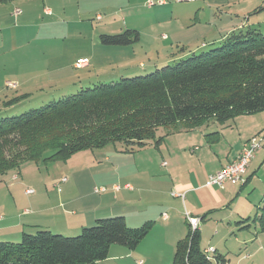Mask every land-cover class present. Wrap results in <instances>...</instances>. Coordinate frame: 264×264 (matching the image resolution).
Wrapping results in <instances>:
<instances>
[{"label": "rangeland", "instance_id": "1", "mask_svg": "<svg viewBox=\"0 0 264 264\" xmlns=\"http://www.w3.org/2000/svg\"><path fill=\"white\" fill-rule=\"evenodd\" d=\"M49 9L56 25H45L43 10L51 14ZM245 26L264 34V0H0V117L57 101L63 89L77 87L78 70L91 61L97 70H87L84 78L118 81L127 72L124 78L145 76L181 54L208 52L217 47L212 42L220 35ZM126 30L137 32L139 40L121 47L99 42L100 35ZM45 51L56 53L48 63L51 70L59 68L55 78L45 71L40 76L37 70L42 60L48 61ZM61 67L69 81L59 76ZM73 92L78 91L69 94ZM11 99L18 102L7 107ZM166 129L160 128L156 141L133 153L110 143L65 159L22 162L0 178V230L11 226L0 231V240L15 232L21 235L13 227L18 222L30 224L24 226L27 235L43 230L63 234L125 212L144 217L131 226L150 222L151 230L127 257L111 258L118 251L113 248L110 259L96 264H169L191 220L194 228L199 226L202 249H217L227 264H264V233L252 222L243 229L238 224L256 215L264 195V111L223 123L212 119L197 128L179 123L171 128L175 132ZM252 138L262 144L249 164L244 187L225 183L223 188H197L203 176L206 181L214 176L217 171H211ZM208 141H214L212 152L199 160ZM168 154L176 159L174 177H165L160 167ZM124 184L130 193L123 191ZM197 214H206L202 223L189 220Z\"/></svg>", "mask_w": 264, "mask_h": 264}, {"label": "trees", "instance_id": "2", "mask_svg": "<svg viewBox=\"0 0 264 264\" xmlns=\"http://www.w3.org/2000/svg\"><path fill=\"white\" fill-rule=\"evenodd\" d=\"M243 27L220 35L212 42L216 48L176 56L171 61L175 64L166 62L151 74L80 87L75 94L62 92L43 107L0 117V178L25 161L65 159L110 143L133 153L156 141L160 128L175 132L171 128L179 123L197 128L212 119L223 123L264 111V34ZM138 40V33L130 30L99 36L101 45L109 47ZM17 102L11 99L6 106ZM250 222L264 233V195L256 215L238 224L243 229ZM148 223L131 226L119 215L63 234L22 233L14 240H0V264H96L109 259L112 248L135 250L151 230ZM186 226L169 264H227L217 249L200 247L199 226L192 228L189 222Z\"/></svg>", "mask_w": 264, "mask_h": 264}, {"label": "crops", "instance_id": "3", "mask_svg": "<svg viewBox=\"0 0 264 264\" xmlns=\"http://www.w3.org/2000/svg\"><path fill=\"white\" fill-rule=\"evenodd\" d=\"M48 11H49V13L52 12L50 9H49ZM43 15L47 18V21H46V24H45L46 26H48V25H56V24H55V20H54L55 16H53V12H52L51 14H48L47 12H44V10H43ZM46 38H47V39H50L49 37H46ZM47 39H46V40H47ZM0 47H1V43H0ZM195 49H197V48H195ZM192 52H194V50L191 51V53H192ZM45 54H48V55H49V56L47 57L48 61L46 62L45 60H42V61L40 62V66L37 68V70L41 72L40 76H42V75H43V71H45V73L48 75V78H50V77L55 78V77H56V73H57V71H58L59 68H58V69L51 70V69H50L51 66H49L48 63H49L50 60L53 61V59L56 57V53H54L53 51H52V52H49V51L47 52V51H45ZM189 54H190V53H189ZM187 56H189V55H188V54H183V55H180V56L178 57V59H179V58H182V57H187ZM78 59H80V58H77L76 60H78ZM173 60H175V59H173ZM173 60H170V61H173ZM168 62H169V60H168ZM72 65H73V64H72ZM139 67H141V66H139ZM72 68H73V67H72ZM91 68H92L94 71L97 70V67L95 66L94 61H91V63H89L88 66H87L86 68H84V69H82V70H78V71H82V72H81V74H79L78 77H77V79L79 78V81L76 83V84H77V87L75 88L76 90L79 89L80 87L82 88V86H89V87H92V86L97 85V84H102V83H104V82H108V81H109V82H110V81H115V80L117 79V77H113V78H111V77H110V78H101V79H99V80H93V79H91L90 77H85V78H84L83 76H84V74L87 73L86 71L89 70V69H91ZM73 70H76V69L73 68ZM48 71H49V73H48ZM85 72H86V73H85ZM106 73H107V72H106ZM127 73H128V72H127ZM127 73H122L121 76H119V77H122L123 75H125V74H127ZM87 74H89V73H87ZM40 76H38V77H40ZM59 76L62 77V79H63L64 82L69 81L68 77L64 75L62 67L60 68ZM72 80H76V79H72ZM67 89H68V88L63 89V90L61 91V93H62V92H70V93H72V91H75V89H72V90H70V91H66ZM215 141H217V140H215ZM213 142H214V141H208V142H207V149L204 150V151H201V152L197 155V157H198L199 160H205L206 157L210 155V152H212V144H213ZM215 143H216V142H215ZM193 150H194V151H197L198 148L195 147ZM194 151H193V152H194ZM239 151H240V150H238L237 153H235L234 156L225 157V161L221 162V163H220V166H219L217 169H216V168L213 169V170L211 171V174H212L213 172H216V171L218 172V171H220L222 168H224V167H226L227 165L231 164V163L237 158ZM172 157H173V155L168 154L166 160H164L163 158L160 160V167L162 168V166H163L162 169L165 170V177H174V175H175V174H174V170L176 169V165H175V161H176V159H175V160H172ZM164 163H165V165H163ZM208 177H210V176H208ZM205 182H206V183H205ZM205 184H207V181H206V178L203 176L202 179H201V182H200V186H198L197 188H199V187H203ZM233 186H236V185H233ZM124 188H125V189H123V191H125L126 193H130L129 186H128L127 184H124ZM117 189H118L117 187H114V188H113L114 191H117ZM202 189H203V188H202ZM58 206L60 207L61 204H59V205H57V206H54V207H49V209H47V210H51V209H53V208L56 209ZM149 206H150V205H149ZM160 207H161V206H160ZM26 211H27V209H26ZM41 211H42V210H41ZM27 213H28V211H27ZM117 214L124 216L130 225H134V224H137V222L140 223L141 221H144V220H143L144 217H142L141 215L139 216V214H138V215H137V214H132V215L129 214L128 216L126 215L125 212H121V213H118V212H117ZM163 214H164V213H162L161 216H162ZM204 215H206V214H204ZM204 215H203V216H204ZM191 217H197L198 219H201V218L199 217L198 214H197V215H194V216H191ZM166 219H167V216H166V215L162 216V220H166ZM139 221H140V222H139ZM29 225H30V224H27V225H21V223L18 222V224L15 225V226H13V227H16L17 229H19V230H17V231H20V230H21L22 233H26V232H25L26 229L24 228V226H29ZM68 227H69V226H68ZM2 228H3V229L0 230L1 233L5 231V228H11V226L2 227ZM62 229L64 230L65 228L62 227ZM71 229H74V230H75L76 228H71ZM15 230H16V229L14 228L13 231H15ZM15 233H16V232H15ZM15 233H13L12 236H10L9 238H6V237L2 236V237H1V240H7V239L14 240V239H17V238L20 236V234H19V233H18V234H15ZM112 249H113V248H112ZM112 249H111V250H112ZM115 250H118V251L113 252L114 254H112V257H111V258L127 257V256L130 254L128 251H126L125 249H122V248H117V249H115ZM109 259H110V255H109ZM145 262H148V261L145 260Z\"/></svg>", "mask_w": 264, "mask_h": 264}, {"label": "built area", "instance_id": "4", "mask_svg": "<svg viewBox=\"0 0 264 264\" xmlns=\"http://www.w3.org/2000/svg\"><path fill=\"white\" fill-rule=\"evenodd\" d=\"M78 63H80V61ZM261 144L262 141L257 138L249 140L242 146L237 158L231 164L222 168L214 176L209 177L207 185L218 186L220 188H223L225 183L242 185L246 180L244 176L247 173L249 164L254 157V153L261 147ZM163 165H165V163ZM95 191L97 192V190ZM189 220H191L190 217ZM189 223L192 227L194 226L192 224H195L194 220H191V222L189 221Z\"/></svg>", "mask_w": 264, "mask_h": 264}, {"label": "clouds", "instance_id": "5", "mask_svg": "<svg viewBox=\"0 0 264 264\" xmlns=\"http://www.w3.org/2000/svg\"><path fill=\"white\" fill-rule=\"evenodd\" d=\"M191 218V217H190Z\"/></svg>", "mask_w": 264, "mask_h": 264}, {"label": "water", "instance_id": "6", "mask_svg": "<svg viewBox=\"0 0 264 264\" xmlns=\"http://www.w3.org/2000/svg\"><path fill=\"white\" fill-rule=\"evenodd\" d=\"M242 186V185H241Z\"/></svg>", "mask_w": 264, "mask_h": 264}]
</instances>
